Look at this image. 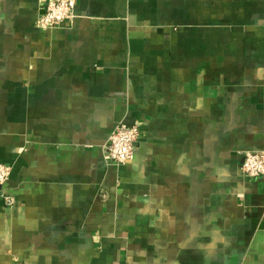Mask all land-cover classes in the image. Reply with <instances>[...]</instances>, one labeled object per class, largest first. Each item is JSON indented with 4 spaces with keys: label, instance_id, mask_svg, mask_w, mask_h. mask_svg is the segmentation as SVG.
Here are the masks:
<instances>
[{
    "label": "crops",
    "instance_id": "crops-1",
    "mask_svg": "<svg viewBox=\"0 0 264 264\" xmlns=\"http://www.w3.org/2000/svg\"><path fill=\"white\" fill-rule=\"evenodd\" d=\"M48 1L0 0V264H264V0Z\"/></svg>",
    "mask_w": 264,
    "mask_h": 264
},
{
    "label": "built area",
    "instance_id": "built-area-1",
    "mask_svg": "<svg viewBox=\"0 0 264 264\" xmlns=\"http://www.w3.org/2000/svg\"><path fill=\"white\" fill-rule=\"evenodd\" d=\"M76 0H49L44 12L38 17L37 25L42 30L72 21L75 17ZM140 137V127L136 124L119 122L110 135L106 150L115 165L126 164L135 153L136 143ZM242 173L247 177L264 175V150L245 151L242 153ZM11 166L0 163V195L7 205H13L15 198L4 187L11 175Z\"/></svg>",
    "mask_w": 264,
    "mask_h": 264
},
{
    "label": "water",
    "instance_id": "water-1",
    "mask_svg": "<svg viewBox=\"0 0 264 264\" xmlns=\"http://www.w3.org/2000/svg\"><path fill=\"white\" fill-rule=\"evenodd\" d=\"M242 162H243V159H242Z\"/></svg>",
    "mask_w": 264,
    "mask_h": 264
}]
</instances>
